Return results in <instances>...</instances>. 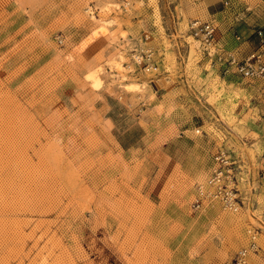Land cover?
Wrapping results in <instances>:
<instances>
[{"label":"rangeland","instance_id":"rangeland-1","mask_svg":"<svg viewBox=\"0 0 264 264\" xmlns=\"http://www.w3.org/2000/svg\"><path fill=\"white\" fill-rule=\"evenodd\" d=\"M223 1L0 0V264H230L248 229L260 264L257 83L219 77L189 23L241 33L264 0ZM144 33L156 70L128 66ZM219 147L245 203L195 211Z\"/></svg>","mask_w":264,"mask_h":264},{"label":"built area","instance_id":"built-area-1","mask_svg":"<svg viewBox=\"0 0 264 264\" xmlns=\"http://www.w3.org/2000/svg\"><path fill=\"white\" fill-rule=\"evenodd\" d=\"M225 5L229 0L223 1ZM190 36L197 42V48L207 59L212 70L224 77L229 74L249 79L257 84L259 118L264 130V26L254 29L256 45L245 55L232 46L226 47L217 40L218 26L213 20L194 18L189 23ZM236 41H243L237 32L232 34ZM148 34H142L131 50L128 66L133 70L152 71L157 69L154 49L147 44ZM212 166L208 176L195 184L191 208L201 211L212 204H219L223 209L236 211L245 203L239 188L240 164L225 147H219L212 155ZM258 182L264 188V148L259 155ZM247 244L240 248L230 264H249V254L256 251L258 230L248 229Z\"/></svg>","mask_w":264,"mask_h":264},{"label":"crops","instance_id":"crops-1","mask_svg":"<svg viewBox=\"0 0 264 264\" xmlns=\"http://www.w3.org/2000/svg\"><path fill=\"white\" fill-rule=\"evenodd\" d=\"M218 12H221V10H215V11L212 12V14H216ZM204 19L205 20H213L216 23V20H214L212 18L205 17ZM217 26H218V36H217L218 42L223 44V45H225L226 47H232V46L236 47L239 50V54L240 55L247 54L248 52L251 51L252 48L255 47V45H256V37L253 36L252 33H253L254 29L259 27L260 25L259 26H254L253 24H249L248 23V26H247V28L245 30L246 32L243 31L241 33H238V31L235 28V25H228L226 28H222L217 23ZM261 26H264V24L261 25ZM234 32H237L238 34H240L242 36L243 41H236L233 38V36H232V34ZM205 59L206 58H204V60ZM213 71H215V70H213ZM216 74L219 77H221L222 79H225V80H239V78H240V77L236 76L235 74H229V75H226L224 77L221 75L220 72H217ZM260 125H261V122H260ZM263 132H264V130H263ZM263 148H264V145H263ZM258 167H259V163H258ZM260 264H264V253H262L260 255Z\"/></svg>","mask_w":264,"mask_h":264},{"label":"bare ground","instance_id":"bare-ground-1","mask_svg":"<svg viewBox=\"0 0 264 264\" xmlns=\"http://www.w3.org/2000/svg\"><path fill=\"white\" fill-rule=\"evenodd\" d=\"M100 71V69H96L93 71H89L87 74V79L90 80L94 87H99L102 83V79L99 75Z\"/></svg>","mask_w":264,"mask_h":264}]
</instances>
